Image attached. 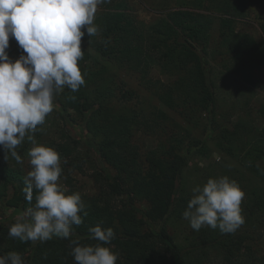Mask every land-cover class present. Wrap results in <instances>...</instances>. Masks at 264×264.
<instances>
[{"label": "trees", "instance_id": "obj_1", "mask_svg": "<svg viewBox=\"0 0 264 264\" xmlns=\"http://www.w3.org/2000/svg\"><path fill=\"white\" fill-rule=\"evenodd\" d=\"M208 1L209 13L172 8L149 23L137 17L128 0H110L105 10L95 16L94 23L101 31L92 37L85 34L83 39L89 42L90 49L81 46L84 56L78 62L85 85L77 92L66 88L59 94L55 113L65 121L70 118L68 112L79 117L84 130L93 139L101 161L111 170L92 173L98 185L94 195L75 189L67 191L68 194L80 193L88 215L82 217L81 225L73 226L70 238H55L38 256L21 254L25 263L75 264L71 255L74 245L70 241L98 243L91 239L89 232V228L97 225L114 231L115 238L106 246L117 254L116 264H206L209 261H204V258L208 257L210 250L215 251L213 257L219 260L218 264L263 263L256 262L253 254L244 258L245 234H222L219 229L206 226L181 246L166 228L170 219L185 220L182 213L192 196V189L183 182L187 155L200 143L202 145L196 153L206 154L208 139L232 159H240L246 167L248 174L239 173L236 165L226 164L219 177L243 181L248 198L246 206H250L251 214L259 212L264 218V189L253 182L256 178L264 181V166L256 162L264 156V141L257 137L253 125L239 119L230 125L217 127L218 131L212 129L214 133L199 139L190 132L198 127L197 116L203 112H206L209 124L215 121L218 87L209 78L206 65L210 55L211 29L216 19L219 25L216 52L222 58L220 73L226 76L225 80L230 77L232 83L254 84V70L264 65V39L239 32L235 27L236 18L243 15L244 0ZM155 66L162 73L174 77L173 81L164 83L160 79H152L150 70ZM113 67L135 74L138 82L149 85L153 95L166 108L179 113L188 126L184 127L173 118L169 126L185 130L186 138L181 139L178 134L174 135V131L167 130L163 122L169 115L161 109L153 112L154 118H149L127 106L115 105L113 98H120L118 92L121 89V98L130 99L137 95L131 89L124 90V82L122 87L116 83ZM73 96L75 100L71 99ZM136 131L147 135L157 131L165 137L154 148L141 152L133 141ZM33 135L36 141L40 139L39 131ZM66 138L69 141L58 143L55 151L67 160L72 157L70 154L76 141L69 134ZM30 147L31 143L25 140L17 152L26 157ZM208 173L213 174L211 171ZM24 177L18 163L10 155L5 159L4 150L0 148V189L15 186L7 208L15 210L21 204L29 206L22 190ZM137 198L147 201L146 211L134 205L133 199ZM14 222L6 221L0 213V255L16 252L18 239L8 235ZM152 222L159 223L157 230ZM245 226L255 225L247 220Z\"/></svg>", "mask_w": 264, "mask_h": 264}, {"label": "clouds", "instance_id": "obj_2", "mask_svg": "<svg viewBox=\"0 0 264 264\" xmlns=\"http://www.w3.org/2000/svg\"><path fill=\"white\" fill-rule=\"evenodd\" d=\"M108 2L0 0V148L5 159L10 155L22 164L17 148L25 140L32 145L27 152L31 170L22 189L29 207L8 230L11 238L21 242L70 238L73 226L81 225L82 217L88 215L80 193L68 194L58 183L62 173L59 154L38 144L33 133L54 110L59 94L66 88L77 92L85 85L78 66L84 56L81 40L85 34L92 37L100 33L95 14L99 5ZM10 37L26 53L14 61L6 51ZM191 191L182 218L194 231L209 226L230 234L245 223L241 214L245 193L235 180L208 178ZM89 232L98 243L70 241L75 264H116L117 254L106 246L115 238L113 229L97 225ZM0 264H25V260L12 251L0 255Z\"/></svg>", "mask_w": 264, "mask_h": 264}, {"label": "rangeland", "instance_id": "obj_3", "mask_svg": "<svg viewBox=\"0 0 264 264\" xmlns=\"http://www.w3.org/2000/svg\"><path fill=\"white\" fill-rule=\"evenodd\" d=\"M133 11L137 17L146 22H152L158 18L165 11L172 8H190L195 11L209 13L210 4L208 0H128ZM107 3L98 6L97 14L104 11ZM243 15L238 16L235 20L236 30L239 32H246L251 34L256 39H264V0H244ZM212 11V10H211ZM215 16L218 13L212 11ZM219 25L217 19L213 22L211 29V41L209 46V54L207 69L209 78L212 79L216 86V114L215 121L209 124V119L206 112H203L201 116H197L199 119L198 127L194 128L190 132L196 138L206 137L207 134L218 131L219 128L224 125H230L231 122L242 119L251 125L258 134L257 137H262L264 141V65L257 70H254L252 80L254 84L246 82L241 85L242 82L232 83V78L228 77L225 80V75L220 73L222 68L220 67L221 56L216 52L218 43V31ZM81 46L83 48H89V42L82 38ZM10 59L13 61L18 59L22 52V49L18 46V43L14 38H9V48L6 50ZM112 70L116 73L115 81L121 86L124 82V90L131 89L136 92L133 98H121L123 93L122 89L119 90L120 98L114 96L113 101L115 105H123L131 108L133 111L142 112L146 117L154 118V111L161 109L165 111L169 118L163 122L167 130L174 131V135L182 138H186V132L183 129L170 128L171 119H175L181 123L184 127L188 126L186 121L179 113L166 108L156 96L153 95L151 88L140 84L135 77V74H130L124 70L113 67ZM152 79H160L164 83H171L174 77L168 74L162 73L160 69L155 66L150 70ZM224 77V79H222ZM249 85L251 88L247 89ZM122 87V86H121ZM239 88V89H238ZM54 110L47 116L43 125L38 126L39 137L38 144L51 147L56 150L58 143H67L69 141L67 135L69 134L72 139L76 141L75 148L72 150V157L65 159L60 156V166L62 168L61 177L58 181L62 189L67 193L69 189H75L86 195H94L97 192L98 185L92 178V173L96 170L110 171L111 169L101 161V158L94 149V141L83 128L79 117L74 113L68 112L69 120H63L59 115L55 113V110L59 106L58 96L55 98ZM215 129V131H211ZM176 132V133H175ZM156 131V134L147 135L142 131H136L133 141L134 144L141 152H146L149 149L154 148L157 143L165 137L163 134ZM260 135V136H259ZM262 141V140H261ZM187 142V140H186ZM185 143V140H184ZM188 143H186L187 145ZM73 145V144H72ZM201 143L195 147V150H191L188 153V163L184 170L183 182L188 189H192L196 185H203L206 182L208 176L211 178H218L221 175V170L224 165H236L239 168V173L248 174L245 166L241 164L240 159H232L224 150H221L215 143L208 139L206 141V154L196 153L201 147ZM258 145V144H257ZM32 146V145H31ZM71 148V144H70ZM194 149V148H193ZM184 153H186L184 151ZM247 155V160L250 158V154ZM74 156V157H73ZM23 163L18 164V168L21 169L24 176L31 170L29 164V157H22ZM256 162L264 166V156H261ZM209 171L213 172L212 175H208ZM236 174V173H235ZM246 176V175H245ZM201 179L203 182H201ZM234 180V179H232ZM242 191L245 193L241 202L242 216L244 220H249L253 223L254 227H246L245 223L236 231L235 234H245L246 239L243 241L242 250L244 251V258H247L250 254L254 255L257 259L256 262L262 261L264 264V218L261 214H251L250 206H246V192L244 190V182L236 181ZM256 185L262 186L264 189V181L259 179L253 180ZM14 185L7 186L4 190L0 189V213L6 221H15L17 216L22 214L28 205H19L18 209H9L6 207L13 191ZM134 205L142 210L146 211L148 208L147 201L143 199H133ZM141 216V213L139 214ZM252 218V219H249ZM260 221V222H259ZM159 223L152 222V226L157 230ZM206 227V226H204ZM166 228L168 233L173 237L179 245H186L188 240L198 234L199 231L191 229L187 220H173L167 221ZM55 238L46 242H21L18 240L16 252L21 254H30L38 256L45 248L49 247ZM214 250L207 252L208 257L204 258L208 263L206 264H218L219 260L213 257ZM206 254V255H207ZM29 264V263H25ZM259 264V263H258Z\"/></svg>", "mask_w": 264, "mask_h": 264}]
</instances>
